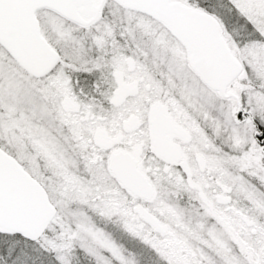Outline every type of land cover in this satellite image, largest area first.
<instances>
[{"label": "snow or ice", "instance_id": "1", "mask_svg": "<svg viewBox=\"0 0 264 264\" xmlns=\"http://www.w3.org/2000/svg\"><path fill=\"white\" fill-rule=\"evenodd\" d=\"M0 264H264V0H0Z\"/></svg>", "mask_w": 264, "mask_h": 264}]
</instances>
